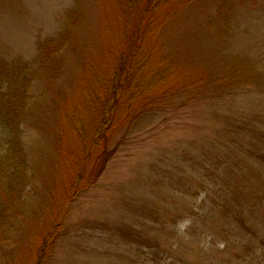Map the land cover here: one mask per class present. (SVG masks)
Segmentation results:
<instances>
[{
    "label": "rangeland",
    "instance_id": "1",
    "mask_svg": "<svg viewBox=\"0 0 264 264\" xmlns=\"http://www.w3.org/2000/svg\"><path fill=\"white\" fill-rule=\"evenodd\" d=\"M185 1L158 6L169 21L146 40L176 70L170 93L148 94L154 105L187 106L121 122L115 155L92 180V151V181L71 199L83 112L138 12L126 0H0V264H264V0Z\"/></svg>",
    "mask_w": 264,
    "mask_h": 264
},
{
    "label": "trees",
    "instance_id": "2",
    "mask_svg": "<svg viewBox=\"0 0 264 264\" xmlns=\"http://www.w3.org/2000/svg\"><path fill=\"white\" fill-rule=\"evenodd\" d=\"M184 2L187 1L126 0L124 4L127 5V8H125L126 12L130 13L131 17L136 16L138 12L137 18L139 20L133 32L131 31L128 33L127 41L129 43V48L124 52L123 56L116 61L115 69L111 76L112 78L109 80L110 82L106 83L107 89L104 92V96L95 95L93 99H90V104L87 105L90 109H88L87 112H83V114H86V117H90V124L81 131L78 130V139L79 142L84 145L82 153L87 154V160H83L82 158L81 163H78L79 166L76 173L77 179L72 189L71 199L75 198L83 180L87 179L89 183L92 180H96L109 160L115 155L117 146L110 147L109 142L111 137L114 138L113 135L116 129L127 123L132 125L139 115H146L147 112L159 115L162 113V111H160L161 108H163L164 113H166V109H169L168 113L170 116L171 110L178 113L180 109L187 106L186 100H183L179 102V104H181L179 107L174 108L175 103H171V101H173L171 98H165V103L163 102L164 104L161 105L162 107L156 106L158 104L156 102L157 99L153 100L150 98L151 95H148L157 90H160L164 96L170 93L171 88L168 89L166 84L169 80L173 79L176 70L173 66L174 60L169 58L168 55H164L163 59L160 61H155L151 56L152 52L150 50L156 49L146 40L147 36L155 32L160 33L158 27L169 21V16L171 14H164V12L162 15H159L158 6L163 7L164 5H170L172 7L178 3L181 4ZM139 12L141 13L139 14ZM160 22L162 23L160 24ZM55 47L57 46H54L52 49ZM15 77H17V79L21 78L22 81V75H17ZM17 81L18 80H16L14 84H17ZM154 96L159 97L158 94ZM137 100L142 104L139 108L135 107L137 109L133 110L132 108ZM161 100L163 101V99ZM153 102H155L156 105H154ZM124 104L126 106V115L120 117L121 120H119V111ZM15 115H17V113H15ZM167 120L168 122L171 121L169 118L162 121L165 122ZM121 122H126V124ZM168 122L166 123L168 124ZM129 134L130 133H126V131L122 134L119 140V147L125 144V142L133 139V137L128 139ZM92 151L93 153L95 151L100 152L98 160L99 162L102 160V163L97 166L99 172L89 181L92 173H87V167L88 164H90L88 163V158ZM16 171V166H14L12 167V171H8V173H14ZM46 242L48 243L49 240Z\"/></svg>",
    "mask_w": 264,
    "mask_h": 264
}]
</instances>
